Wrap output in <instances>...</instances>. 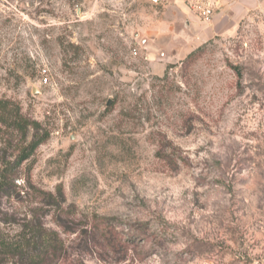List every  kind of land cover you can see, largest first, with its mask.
I'll return each instance as SVG.
<instances>
[{
  "label": "rangeland",
  "instance_id": "374dc122",
  "mask_svg": "<svg viewBox=\"0 0 264 264\" xmlns=\"http://www.w3.org/2000/svg\"><path fill=\"white\" fill-rule=\"evenodd\" d=\"M263 12L212 35L185 0H0L27 124H0V232L56 235L50 264H264Z\"/></svg>",
  "mask_w": 264,
  "mask_h": 264
},
{
  "label": "trees",
  "instance_id": "16d2710c",
  "mask_svg": "<svg viewBox=\"0 0 264 264\" xmlns=\"http://www.w3.org/2000/svg\"><path fill=\"white\" fill-rule=\"evenodd\" d=\"M192 56L193 53H190L186 59L188 60ZM0 124L20 132H26L27 129L25 121L15 116L2 100H0ZM32 125L34 135L17 157L18 164L28 160L38 146L49 137V133L46 131L39 134L38 123L33 122ZM100 231L103 237L101 240L105 246L113 252H118L119 247L116 246L114 237L104 224ZM80 238H82V234ZM62 251V245L56 235L37 227V225L31 227L27 233L14 236L4 235L0 232V259H4L5 262L16 260L18 264H50L59 259Z\"/></svg>",
  "mask_w": 264,
  "mask_h": 264
},
{
  "label": "crops",
  "instance_id": "0c3cea01",
  "mask_svg": "<svg viewBox=\"0 0 264 264\" xmlns=\"http://www.w3.org/2000/svg\"><path fill=\"white\" fill-rule=\"evenodd\" d=\"M171 0H167L169 2ZM193 5L196 2H204L206 0H185ZM214 6L213 17L206 29L212 35L224 30V27L233 24L236 21V16L241 11L255 10L264 3V0H215L211 1ZM209 33L207 32L206 35Z\"/></svg>",
  "mask_w": 264,
  "mask_h": 264
},
{
  "label": "built area",
  "instance_id": "2783aa9c",
  "mask_svg": "<svg viewBox=\"0 0 264 264\" xmlns=\"http://www.w3.org/2000/svg\"><path fill=\"white\" fill-rule=\"evenodd\" d=\"M158 1V0H157ZM159 1H167V0H159ZM211 1L215 0H206L204 2H196L194 5L197 11L200 13L201 19L204 23H209L213 16V4ZM263 19H264V12H263ZM47 71L45 69L42 70V83H47Z\"/></svg>",
  "mask_w": 264,
  "mask_h": 264
},
{
  "label": "water",
  "instance_id": "95a60500",
  "mask_svg": "<svg viewBox=\"0 0 264 264\" xmlns=\"http://www.w3.org/2000/svg\"><path fill=\"white\" fill-rule=\"evenodd\" d=\"M152 1H157V0H152Z\"/></svg>",
  "mask_w": 264,
  "mask_h": 264
}]
</instances>
